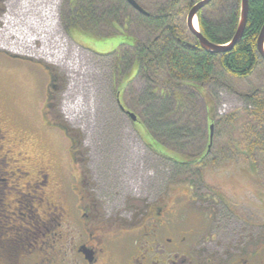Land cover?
I'll return each mask as SVG.
<instances>
[{"label": "rangeland", "instance_id": "obj_1", "mask_svg": "<svg viewBox=\"0 0 264 264\" xmlns=\"http://www.w3.org/2000/svg\"><path fill=\"white\" fill-rule=\"evenodd\" d=\"M55 1L53 32L59 39L62 52H58V48L54 52L64 56L61 60L64 65L48 62L37 54V49L42 46L37 39L32 45L34 52L33 48H24L27 53H19L0 47V114H4L7 131L5 138H0V155L9 150L7 165L5 168L2 166L5 171L14 172L15 167L20 168L17 175L6 180L5 201L17 198L21 191L25 198L32 194L26 183L34 179L37 163L51 159L59 160L57 162L62 165L67 161V140H60L47 132L39 110L30 106L31 93L42 104L47 77L52 73L56 86L55 120L78 134L77 157L84 155L85 167L95 178L93 185L96 184L102 194L115 195L111 205L106 203L107 206H103V215L109 216L110 211V217H116L121 224L127 225L134 218V203L138 206L140 200L147 198V193L160 192L164 183L183 179L182 175L180 178L176 176L179 171L171 159H179L180 156L173 149H167L165 144H162V153L149 146L154 142L138 116L140 109L128 97L124 99V95L133 97L140 90V83L134 76L136 64L129 65L124 74L113 77L114 53H107L124 41L122 26L126 27L125 23L119 20L116 24L118 31L107 38H93L75 29L66 31L61 21V10L66 0ZM154 1L158 0H142V3L148 6ZM8 2L0 0L2 33L6 26L5 18L9 15ZM127 33L141 37L134 30ZM204 87L213 98L217 117L227 118L228 123L216 127L214 122L208 121L201 131L187 132L184 134L188 136L186 140H200L193 147L189 144L187 150L195 153L207 149L209 125L212 124V153L224 152L227 148L223 154L229 153L234 134L243 128L245 112L253 107L246 94L256 89L264 94V64L248 78L219 74ZM118 103L136 114L139 124L134 123ZM58 142L60 148L57 147ZM240 152L245 154L239 150L233 158H218L216 162L208 163L202 171L201 184L182 181L183 228L193 227L199 231L198 243L204 242L202 247H209L210 255L219 261L238 259L247 260L250 264H264V166L260 159L256 164L251 163ZM32 204H38L35 197ZM8 233L4 232L1 237H12ZM132 238L133 234L123 233L116 238L112 250L120 253L122 246ZM59 246L56 243L52 248ZM30 252L37 251L32 249Z\"/></svg>", "mask_w": 264, "mask_h": 264}, {"label": "trees", "instance_id": "obj_2", "mask_svg": "<svg viewBox=\"0 0 264 264\" xmlns=\"http://www.w3.org/2000/svg\"><path fill=\"white\" fill-rule=\"evenodd\" d=\"M135 1L146 14L131 8L125 0H66L61 21L66 31L75 29L93 38L113 36L118 21L125 23L124 41L107 53H114L113 77L136 64L134 76L140 90L133 97L124 95V99L128 97L140 109L138 116L152 136V146L157 150L159 144H165L179 154V159H171L182 181L201 184L208 163L233 158L239 150L245 152L240 153L246 160L256 164L260 159L264 166V94L257 89L246 94L253 107L245 112L243 128L234 134L229 153L223 154L228 148L220 153L211 149L188 151L189 144L193 147L200 140H186L188 136L184 135L201 131L208 121L216 127L228 123L227 118L217 117L206 84L224 73L248 78L264 64L256 46L264 22V0H248L242 37L222 53L201 48L186 30L185 14L200 0H158L148 6L142 0ZM239 17L240 0H210L197 13L198 28L210 42L226 44L236 31ZM130 30L141 37L128 34Z\"/></svg>", "mask_w": 264, "mask_h": 264}, {"label": "flooded vegetation", "instance_id": "obj_3", "mask_svg": "<svg viewBox=\"0 0 264 264\" xmlns=\"http://www.w3.org/2000/svg\"><path fill=\"white\" fill-rule=\"evenodd\" d=\"M54 80L55 76L50 73L42 104L31 93L30 106L39 110L47 132L67 140V161L62 165L57 162L59 160L51 159L37 163L34 179L26 183L32 194L25 198L22 191L19 194L16 191L17 198L6 203V180L17 175L20 168L15 167L14 172L5 171L3 167L7 165L9 150L0 155V264H59L60 261L64 264H250L238 259L219 261L210 255L209 247H202L204 242L198 243L199 231L193 227L183 228L180 179L164 183L160 192L147 193V198L140 200L138 206L134 203V218L127 225L110 217V211L109 216L103 215V206L111 205L115 195L102 194L97 185H93L95 178L85 167L84 155L77 157L78 134L56 122ZM123 111L126 114L127 109L124 107ZM139 121L137 117L134 123L139 124ZM6 132L2 113L1 139ZM162 147L159 144L157 150L153 148L162 153ZM176 176L180 178L181 173L177 172ZM34 197L38 202L35 206L32 204ZM7 229L12 237H1L4 232L8 233ZM123 233L133 234V238L116 253L112 245ZM56 243L60 248H52ZM32 249L37 252L32 254Z\"/></svg>", "mask_w": 264, "mask_h": 264}, {"label": "bare ground", "instance_id": "obj_4", "mask_svg": "<svg viewBox=\"0 0 264 264\" xmlns=\"http://www.w3.org/2000/svg\"><path fill=\"white\" fill-rule=\"evenodd\" d=\"M55 2V0H9L7 3L9 15L5 20L6 26H2L3 33L0 32V47L10 48L19 53H27L24 48H33L34 52L32 45L34 39H37L42 43L37 49V54L42 55L48 62L64 65V61H61L64 56L54 52L57 48L58 52H62L59 39L53 32L52 16ZM194 26L197 27L195 19ZM63 107L70 109L67 105Z\"/></svg>", "mask_w": 264, "mask_h": 264}, {"label": "water", "instance_id": "obj_5", "mask_svg": "<svg viewBox=\"0 0 264 264\" xmlns=\"http://www.w3.org/2000/svg\"><path fill=\"white\" fill-rule=\"evenodd\" d=\"M126 3L131 6L134 10L146 14V12L137 4L135 0H125ZM210 0H200L198 2H195L192 4V6L188 9L186 16H185V26L187 31L193 35L201 48L213 52V53H222L226 50H229L233 47V45L240 40L242 37L244 27L246 24L247 19V12H248V0H240V17L238 26L236 28V31L234 35L232 36L231 40L226 44H216L213 42H210L204 35L199 31L198 28V20H197V13L199 10L205 6L207 2ZM194 19L197 22V27L194 26ZM256 46L257 50L264 60V22L260 28L259 34L256 39ZM119 102V101H118ZM119 107L121 110H124V107L120 104ZM126 114L131 118L132 121H135L137 119V115L134 114L132 111L127 110ZM212 134H213V125H209V142L207 145V151L210 149L211 143H212Z\"/></svg>", "mask_w": 264, "mask_h": 264}]
</instances>
